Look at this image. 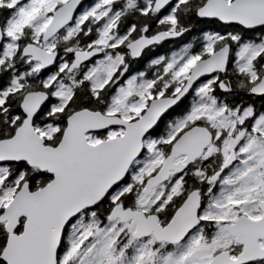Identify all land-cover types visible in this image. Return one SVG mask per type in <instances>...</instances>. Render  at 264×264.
Instances as JSON below:
<instances>
[{
  "label": "snow or ice",
  "instance_id": "obj_1",
  "mask_svg": "<svg viewBox=\"0 0 264 264\" xmlns=\"http://www.w3.org/2000/svg\"><path fill=\"white\" fill-rule=\"evenodd\" d=\"M0 264H264V0H0Z\"/></svg>",
  "mask_w": 264,
  "mask_h": 264
}]
</instances>
